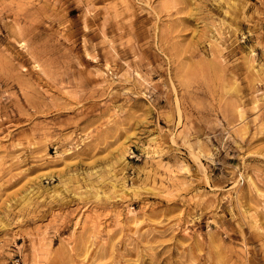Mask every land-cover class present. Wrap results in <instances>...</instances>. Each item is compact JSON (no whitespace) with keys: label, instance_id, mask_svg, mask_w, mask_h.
Listing matches in <instances>:
<instances>
[{"label":"rangeland","instance_id":"1","mask_svg":"<svg viewBox=\"0 0 264 264\" xmlns=\"http://www.w3.org/2000/svg\"><path fill=\"white\" fill-rule=\"evenodd\" d=\"M0 264H264V0H0Z\"/></svg>","mask_w":264,"mask_h":264}]
</instances>
